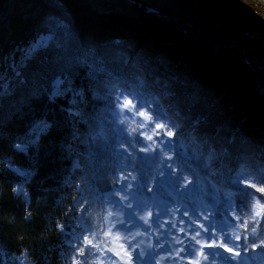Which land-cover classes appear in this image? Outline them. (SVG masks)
I'll return each instance as SVG.
<instances>
[{
	"label": "trees",
	"instance_id": "16d2710c",
	"mask_svg": "<svg viewBox=\"0 0 264 264\" xmlns=\"http://www.w3.org/2000/svg\"><path fill=\"white\" fill-rule=\"evenodd\" d=\"M82 1L88 4L87 9L71 7L72 0H24L4 32L7 38L4 37L0 44V64L6 61L8 65L13 61L19 64L22 50L37 34L47 35L51 30L64 44L63 49L50 46L27 62L20 77L25 80V85H17L11 74V94L0 97V249L3 250L0 264H76L77 260L80 264H111L109 257L116 264H126L117 255V245H114L119 225L111 229V235L107 233L117 217L127 220L128 213L133 210L137 217H144L137 218L132 226L139 249L144 250L143 264H195L198 256L200 264H223L219 257L213 260L208 254L219 251L230 256L233 253L215 246L208 247L212 241L206 240L200 224L203 223L209 232L213 231L203 216L217 217L214 207L219 204L222 208L223 203L219 202L226 203L227 196L236 191L230 178L235 176L238 168L253 172L258 165L264 166V87L257 80L259 75L246 67L243 58H233V53L240 54L236 50L216 55L199 36L189 33L171 19L146 15L140 5L128 0ZM192 8L195 13V7ZM73 12L80 14V20L75 21ZM227 14L234 18L229 22L239 24L242 32L264 36L260 17L243 20L241 15ZM73 19L74 24L71 23ZM57 23L67 25V29L57 27ZM83 26L90 32L86 36L87 42L103 52L107 69L121 84L135 86V79L139 78L147 89L158 95L168 85L175 92V98L168 99L181 116L208 118V123L199 124L194 133L198 142L204 137L215 139L216 128L225 129L220 135L227 140H232L231 134L235 133L236 139L226 145L229 157L223 165L214 161L204 168V157L186 137L184 150L187 156L183 159L179 149L171 152L165 148V156H173L172 161L155 159L156 153L141 151V144L132 150L127 140L146 129L132 133V125L127 126L129 132H122L126 125L120 124L107 111L108 100L93 99L87 69L83 67L73 68L70 75L73 87L84 89L85 103L80 105L83 119L69 118L66 110L72 98L70 93L51 103L46 93L51 90L56 77L63 78L64 60L60 57L66 55L70 58L77 54L78 44L83 46L80 44L84 38ZM226 30L232 35L229 28ZM115 41H120V46H114ZM184 81L190 82L191 86L185 88ZM34 87L39 91L37 96L30 95ZM193 87L200 93L196 98L198 102L190 99ZM106 91L103 87L97 89L101 97ZM120 91L123 89L116 94L119 95ZM41 119L52 124L49 132L26 152L15 149V144H27L26 134L34 122ZM183 123L187 127V121ZM74 131L78 133L75 139ZM173 131L176 136L167 139L179 137L180 129ZM162 138L153 137L155 141ZM140 139L159 150L158 143L153 144L143 136ZM125 148L131 152V159L126 157ZM164 163H173L174 175L183 170L181 191L177 192L166 182L161 186L167 176L166 170L160 174ZM20 173L30 175L25 177ZM129 173L138 181L142 177L147 181L143 191L136 186L137 182L123 181L124 184H133L128 194L132 202L130 209L120 207L125 203L120 197L126 193L120 191L122 184L118 179ZM251 182L257 183L255 179ZM21 185L27 199L14 192ZM257 187H264V184L257 183ZM113 189L116 190L115 196L111 195ZM261 195L264 194L256 192L253 206ZM138 199L144 202L146 210L137 206ZM81 200L84 203H80ZM260 203L264 204V200ZM77 204L83 213L77 211ZM165 208L167 212H163ZM109 211L112 216H108ZM157 212L161 214L157 215ZM238 214L239 209L230 215L234 219ZM251 216L252 212L248 211L242 217V220L248 219L249 228L246 232L240 227V240L235 243L243 245L247 236L249 248L247 253L241 249V256L246 258V264H264V246H253ZM86 226H91L95 232H86ZM215 231L219 233L220 229ZM255 239L256 245L264 240V220L260 221ZM89 241L100 245L102 251L87 256L85 247V260L79 255V249L82 245L90 246ZM223 242L228 247L233 246L227 239ZM189 245L194 255L186 254Z\"/></svg>",
	"mask_w": 264,
	"mask_h": 264
},
{
	"label": "snow or ice",
	"instance_id": "6c2138e0",
	"mask_svg": "<svg viewBox=\"0 0 264 264\" xmlns=\"http://www.w3.org/2000/svg\"><path fill=\"white\" fill-rule=\"evenodd\" d=\"M57 27L67 29V25L59 23H57ZM68 35L70 36V33ZM55 37L56 34L51 30H49V34L47 35L37 34L32 42H30L29 45L22 50L19 64L15 61H13L11 65H8L6 61L3 62V64H0V67L3 68V71H0V97L8 96L12 91V89L9 88L11 80L8 77V71H11L13 76L16 78L17 85L23 86L26 82L20 78L21 69L26 66L28 61L32 60L38 52L49 49L50 46L55 49L64 48V44L61 41H58ZM120 43V41H115L114 46H120ZM76 53V55L70 58L66 55L60 57L64 60L61 70L63 78L61 79L59 76L56 77L51 84V90L46 93L51 103H54L57 97H63L69 93L71 94L72 98L69 100V108L66 110L70 119H76L78 117L83 119V113L80 109V105L85 103L84 89L82 87L78 89L74 88L70 78L73 68L83 67L87 69V77L89 81L88 87L92 92L93 99L108 100L107 111L111 112L113 117H115L120 124L126 125V127L121 129L122 132H129V127L127 126L132 125H134V127H131L130 129L132 133H137L138 129H146V131H139L138 134L132 135L127 140V143L132 150H136V145L141 144L143 147L140 150L155 152V159L163 158L166 161H172L173 156H165V148L171 152H176L179 149L180 158L183 159L187 156V152L184 150V138L186 137L190 144L196 146L201 155L204 157V168H208L214 161H219L221 165H223L224 161L229 157L226 145L231 144L232 141L236 139V134L232 133V140H227L220 135V133L225 131V129L216 128L217 136L215 139L211 137H204L200 138L198 142V138L194 135V133L198 131L199 124L208 123V118H204L202 115L195 119L181 116L179 110L172 103V100L168 99V97H172L173 99L175 98V92L172 91L168 85H165L164 91L158 95L147 89L144 82L139 78L135 79V86L121 84L119 80L113 76L112 72L107 69L106 59L104 58L103 52L98 51L96 46L90 43L83 46L78 44L76 47ZM183 84L185 88L191 86L188 81H184ZM101 87L107 90L104 97L99 96L97 92V89ZM121 88L123 91H120V94L117 95V91ZM192 91L193 95L190 99L194 102H198L196 101V98L200 96V93L196 91L194 87ZM30 95L37 96L39 95V91L34 87ZM165 103H167V107L165 106ZM170 112L171 115H169ZM185 120L187 121V127H185L183 123ZM161 121H168V123H162ZM178 121H180V123H178ZM51 128L52 124H50L46 119L36 121L25 136V139L28 141L27 144H15L13 147L18 151L26 152L30 146L37 144L39 142V138L42 135L47 134ZM175 128L180 129L179 137L176 140L167 139V137L176 136V132L173 131ZM149 133H151V135H149ZM77 134L78 133L76 131L73 132L74 139ZM140 136L145 137L147 141H152L153 144L158 143L160 146L159 150L157 151V149H154L152 144H145L144 141L140 139ZM154 136H161L163 138L159 141H155L153 139ZM121 143H124V141H121ZM217 145L219 146L218 150ZM124 153L128 159H131V152H129L128 148L124 149ZM129 167H131V165H129ZM165 170L167 172V176L166 180L161 182V186H163L166 182L177 192L181 191L179 185L184 182V177L182 175L183 170H181L180 174L174 175L173 163H164L160 174H163ZM16 171L20 172L19 169H16ZM20 174L25 177L30 175V173ZM118 179L122 184L120 191L126 193V195L120 197L121 201H125V203L121 204L120 207L130 209L132 208V202L129 200L128 194L130 193L133 184H124L123 181L129 180L137 182L136 186L142 191L146 190L147 181L143 177L138 181L137 177L132 176L130 173L127 176ZM253 179H255L257 183L264 184V166L258 165L256 170L253 172H248L243 167L238 168L235 176L230 178V182L235 186L236 191L227 196L226 203L219 202L223 203L222 208L219 207V204L214 207L213 210L217 213V217L210 219L207 214L203 216V220L208 221L209 227L213 229L212 232H209L208 228L205 227L203 223L200 224V228H202L206 234V240L212 241V244H208L207 246L223 248L225 252L233 253L229 256L224 255L219 251L210 252L208 255L212 256L213 260H215L216 257H219L223 261V264H246V258L241 256V249L247 253L249 248L248 237H244L243 245L235 243V241L240 240V227H243L246 232L248 231V219L242 220V217H244L248 211L252 212L251 235L253 237V246H264V240H261L260 244L256 245L255 239L260 221L264 220V204L260 203L261 200H264V195L256 198L255 206L252 205V200L256 197V192L264 194V187L258 188L257 183L251 182ZM188 183L191 182L189 181ZM245 184L247 186H245ZM250 189H255L256 191L254 192ZM14 192L17 196L24 195L25 199H27V193L24 192L22 185L17 189H14ZM111 195H116L115 189H113ZM80 203H84V201L81 200ZM137 206L143 207L144 210H146L144 202L139 199L137 200ZM237 209H239V214L235 215V218L232 219L230 214H235ZM77 211H81L82 213L84 211L79 207V204H77ZM167 211V208L163 209V212ZM160 214V212H157V215ZM112 215L113 213L109 211L108 216ZM148 215L151 216L152 213L149 212ZM128 217L129 218L127 220L122 217H117L116 223L111 225L107 234L111 235V229L116 228L117 225H119L117 233L120 231L130 233L135 220L137 218L144 219V217H137L135 210L128 213ZM237 221L240 223L238 224ZM189 227H192V225L190 224ZM216 228L220 229L219 233L215 231ZM229 229L234 231H229ZM84 230L86 232H95V229L91 226H86ZM180 231H183V229H180ZM196 234H200L199 229L196 230ZM93 238H95V235ZM131 239H135V237H125V240L131 247V252L126 253L130 258L126 264H132L131 254L133 252L136 253L137 264H143L141 257L144 255V250L139 249V243L134 245L131 244ZM192 239L195 240L196 237L193 236ZM224 239H227L228 243H231L233 246L228 247V244L223 242ZM217 240L220 242L217 243ZM196 242L200 243V241ZM177 243H183V241H177ZM88 244L90 246L82 245L79 249V255L84 256L85 260L87 259V256H94L95 251H102L100 245L92 244L91 241H89ZM85 247H87V256H85ZM121 247H123V245H121ZM191 248L192 246L189 245L186 254L194 255ZM108 251L111 252L112 249H108ZM181 251H184V249L182 248ZM2 254L3 250L0 249V256H2ZM117 255H119V253H117ZM201 255H204V253L201 252ZM204 258L207 259L208 257L204 256ZM109 260L111 261V264H116L111 257H109ZM76 264H80L79 260L76 261Z\"/></svg>",
	"mask_w": 264,
	"mask_h": 264
},
{
	"label": "rangeland",
	"instance_id": "374dc122",
	"mask_svg": "<svg viewBox=\"0 0 264 264\" xmlns=\"http://www.w3.org/2000/svg\"><path fill=\"white\" fill-rule=\"evenodd\" d=\"M23 1L24 0H16L17 6L14 7L13 10L14 9L17 10L19 6L23 5ZM79 1L81 3V5H79L80 9L82 8L87 9L88 4L82 0H79ZM143 1L151 5H154L157 3L156 0H143ZM188 2H193L194 4H191V3L188 4ZM157 5L159 7L169 6V8H167L168 10L178 13V15L180 14V15L185 16L188 21H185V20L183 21L181 18L174 17V16H169L168 19H171L173 22L180 24L179 26L181 28H184L187 31H190L189 33L195 34L199 36L200 38H202L205 41L204 43L209 48H211L214 54L221 55L223 52L231 51V49H234L240 54L233 53V56H234L233 58L234 59L242 58L241 51L239 49L235 47H226L228 43H232L238 40L239 41L238 43L243 45L249 51L250 57L252 58L254 62H257L260 60L264 63V36L256 35L250 31L242 32L243 30L239 24L235 22L232 25V23L229 22L233 20L234 18L231 17L232 16L231 14H227V12H232L234 15L237 14L238 16L240 15L243 16L241 18L242 19L245 18L246 20L258 16L261 18V21L264 25V0H163V1H160ZM70 6L76 7V5H74L73 2L71 3ZM192 7H195L194 8L195 13H193ZM140 8L141 9L144 8L145 14L149 15L148 10H150L151 8L149 9V7H145V5H141V4H140ZM189 10H191V12ZM17 14H18V11L15 14V16ZM73 15H75V21H77L78 19L80 20L79 18L80 14L78 15L73 12ZM152 16H155V15H152ZM72 21L73 22L71 23L74 24V19ZM86 21L89 22L88 19ZM83 27H84V30L82 31V35L84 38H81L80 44L85 45V43H89L87 42L86 36H88L90 32L88 31L89 29H86V26H83ZM225 27L229 28L230 31L232 32L231 34L233 36L231 37V39L228 36L227 30ZM135 32L136 30L133 32V34ZM1 33L3 32L1 31ZM2 35H4V33L0 34V44L3 43L2 41L4 40V37ZM220 37H222L223 41ZM215 48L216 49L224 48V50L220 54H217L213 50ZM252 51H253V55H252L253 57L251 56ZM255 65H258V64L253 63V67ZM256 69H259L261 71L264 70L261 67L256 68ZM0 71H3V68H0ZM11 74H12L11 71H8L9 78ZM257 80L264 87V77L262 75L260 77L259 75ZM133 236L135 237V239H131V244L134 245V244H137L138 241H137L136 235L133 233V230H131L130 233L125 232V231H120L118 234L119 238L115 239L114 245H117V253H119L120 259L125 262H127L130 259L126 253L131 252V247L129 243L125 240V237L130 238ZM121 245H123V247H121ZM198 259L201 260L200 257H198ZM131 261H132V264H137L136 253L134 252L131 254Z\"/></svg>",
	"mask_w": 264,
	"mask_h": 264
},
{
	"label": "water",
	"instance_id": "95a60500",
	"mask_svg": "<svg viewBox=\"0 0 264 264\" xmlns=\"http://www.w3.org/2000/svg\"><path fill=\"white\" fill-rule=\"evenodd\" d=\"M132 3H136V4H141V5H145V7H149L150 10H148V14L150 15H155L161 18H169V16H174V17H178L181 18L183 21H188L187 18L183 15H178V13H175L174 11L168 10L166 8H161V7H156L154 5H151L149 3H146L143 0H128ZM6 3V0H0V12L3 10L4 4ZM195 26V25H194ZM226 47H235L237 49H239L241 51V55L243 60L245 61L246 67L252 71L253 73H256L257 75H262L264 77V70L261 71L259 69H256L253 67V63L258 64L260 67H262L264 69V63L262 61H257L254 62L252 60V58L250 57L249 51L240 43L238 42H232V43H228L226 45ZM225 48V47H224ZM224 48L221 49H213L215 53L220 54Z\"/></svg>",
	"mask_w": 264,
	"mask_h": 264
},
{
	"label": "bare ground",
	"instance_id": "6f19581e",
	"mask_svg": "<svg viewBox=\"0 0 264 264\" xmlns=\"http://www.w3.org/2000/svg\"><path fill=\"white\" fill-rule=\"evenodd\" d=\"M72 2L74 3V5H76L77 8L79 7V5H81L79 0H72ZM155 5L156 4H154V6ZM16 6H17L16 0H6V3L4 4L3 10L0 12V30H2L3 33L6 32L8 29L7 27H9L11 25L10 24L11 19H9V18L15 17V14L17 13V11L20 7L19 6L17 10L16 9L13 10V8ZM156 7H159V6L156 5ZM3 33H1V31H0V34H3ZM2 36L7 38V36H5V34ZM229 37L231 39L232 35H229ZM235 42H239V41L237 40Z\"/></svg>",
	"mask_w": 264,
	"mask_h": 264
},
{
	"label": "built area",
	"instance_id": "2783aa9c",
	"mask_svg": "<svg viewBox=\"0 0 264 264\" xmlns=\"http://www.w3.org/2000/svg\"><path fill=\"white\" fill-rule=\"evenodd\" d=\"M156 1H158V0H156ZM159 1H160V0H159ZM188 6H189V5H188ZM14 10H15V9H14ZM189 11H191V10H189ZM224 35H225V34H224ZM228 36H229V35H228ZM220 38L222 39V37H220ZM221 39H220V40H221ZM222 41H223V39H222Z\"/></svg>",
	"mask_w": 264,
	"mask_h": 264
}]
</instances>
